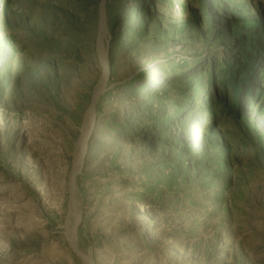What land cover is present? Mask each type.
Returning <instances> with one entry per match:
<instances>
[{
  "label": "rangeland",
  "instance_id": "1",
  "mask_svg": "<svg viewBox=\"0 0 264 264\" xmlns=\"http://www.w3.org/2000/svg\"><path fill=\"white\" fill-rule=\"evenodd\" d=\"M0 264H264V0H0Z\"/></svg>",
  "mask_w": 264,
  "mask_h": 264
},
{
  "label": "trees",
  "instance_id": "2",
  "mask_svg": "<svg viewBox=\"0 0 264 264\" xmlns=\"http://www.w3.org/2000/svg\"><path fill=\"white\" fill-rule=\"evenodd\" d=\"M239 72L241 73V70ZM232 85H234V87L236 86V84H234V82H233L232 74L227 75V78H226L225 82H223V85H222V88H223L222 91H223L224 97L229 94V87ZM234 87L232 88L233 93H234V95H237V92L234 89Z\"/></svg>",
  "mask_w": 264,
  "mask_h": 264
},
{
  "label": "bare ground",
  "instance_id": "3",
  "mask_svg": "<svg viewBox=\"0 0 264 264\" xmlns=\"http://www.w3.org/2000/svg\"><path fill=\"white\" fill-rule=\"evenodd\" d=\"M106 78H107V72H105V75H104V80H106ZM93 121V119H92V116L90 115V117H89V122H90V124H91V122ZM90 124H89V126H88V129H87V132L88 133H85V134H89V128H90ZM83 148V147H82ZM80 162V161H79Z\"/></svg>",
  "mask_w": 264,
  "mask_h": 264
}]
</instances>
